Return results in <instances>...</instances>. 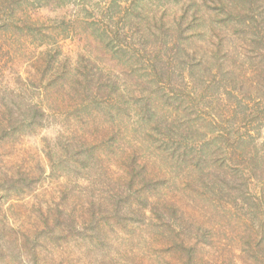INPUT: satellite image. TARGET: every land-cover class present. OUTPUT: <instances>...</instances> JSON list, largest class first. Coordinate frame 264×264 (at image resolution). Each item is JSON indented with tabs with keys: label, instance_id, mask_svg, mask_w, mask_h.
I'll return each mask as SVG.
<instances>
[{
	"label": "rangeland",
	"instance_id": "374dc122",
	"mask_svg": "<svg viewBox=\"0 0 264 264\" xmlns=\"http://www.w3.org/2000/svg\"><path fill=\"white\" fill-rule=\"evenodd\" d=\"M65 1L0 0V264H264V0Z\"/></svg>",
	"mask_w": 264,
	"mask_h": 264
},
{
	"label": "trees",
	"instance_id": "16d2710c",
	"mask_svg": "<svg viewBox=\"0 0 264 264\" xmlns=\"http://www.w3.org/2000/svg\"><path fill=\"white\" fill-rule=\"evenodd\" d=\"M43 2H42V4L43 5H54L55 7H65L68 3L65 1V0H42ZM225 1L226 0H219L218 2L219 3H221V5H220V10H222L223 12H225V14H227L230 10H228L229 9V6L227 5V4H229L230 2L233 4V5H235L236 3L237 4H241L240 2H239V0H227V2L225 3ZM244 0H241V2H243ZM242 5V4H241ZM235 8L237 7L238 8V6L237 5H235L234 6ZM227 10H228V12H227ZM233 10V9H232ZM244 11H246V10H244ZM241 14V12L240 13H238V15H240ZM233 15H234V13H231L230 14V12L228 13V16H232L233 17ZM237 16V15H236ZM235 18V17H234ZM65 23H66V21H63V22H61V24L62 25H60V23H58L57 25H56V27H54V25H50V24H52V23H49V25L47 26V28H45V31L47 32V39L49 38V40L51 41V39H53L52 38V35H56V34H58V33H61V31H60V28L63 26V28L65 29ZM54 24H56V22L54 23ZM26 28H28V31H30V30H32V31H36V28L34 27V23L31 25V24H25L24 25V29H26ZM54 30H56L57 32L54 34ZM64 31H66V30H64ZM98 32H100V35H101V37L105 40L104 41V44L107 42V44L109 45V36H108V33L110 32L109 30H107V29H103V31L102 30H100V29H98ZM64 34H65V32H64ZM187 37H190V34H187V36H185V38L184 37H182V38H184V40H187ZM103 44V45H104ZM61 53V52H60ZM58 57H59V50H58V52H55L54 54H53V52L51 51V50H49V55H48V59H47V61H48V63L50 64L49 66L50 67H52L53 66V63H55L56 62V60L58 59ZM67 61H69V60H67ZM68 67V66H67ZM67 67H65L66 69H67ZM68 76H69V71L68 70H65V69H63V71H61V72H55V78H53V82L51 81V77H49V80H47L49 83H52V84H54V83H57V82H59L60 80H62V82L65 84H68L69 82H67V80H68ZM68 85H70V84H68ZM34 108H33V110L36 112L37 111V113H38V116H36V117H38L39 119H43L46 115V113H44V112H42V110H39L40 108H39V106L37 105V104H35L34 106H33ZM74 138H76L75 136H74ZM89 145H87V146H90L91 144L90 143H88ZM76 145V144H75ZM69 146H71L72 147V149L73 148H75L76 149V147H74V145L72 146V145H69ZM77 146V145H76ZM92 146V145H91ZM79 154H81V151L77 154V155H79ZM84 154V153H83ZM161 182H163L162 180H159V179H156V181H155V183L156 184H160ZM221 194V193H220ZM152 206L153 207H156V206H158L156 203L155 204H152Z\"/></svg>",
	"mask_w": 264,
	"mask_h": 264
}]
</instances>
